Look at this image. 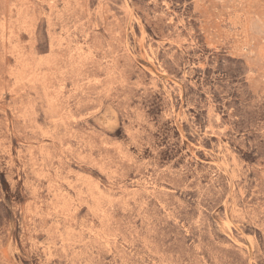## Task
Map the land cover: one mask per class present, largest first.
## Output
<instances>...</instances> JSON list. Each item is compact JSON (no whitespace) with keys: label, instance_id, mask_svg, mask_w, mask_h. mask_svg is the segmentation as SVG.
I'll list each match as a JSON object with an SVG mask.
<instances>
[{"label":"rangeland","instance_id":"374dc122","mask_svg":"<svg viewBox=\"0 0 264 264\" xmlns=\"http://www.w3.org/2000/svg\"><path fill=\"white\" fill-rule=\"evenodd\" d=\"M0 264H264V0H0Z\"/></svg>","mask_w":264,"mask_h":264}]
</instances>
